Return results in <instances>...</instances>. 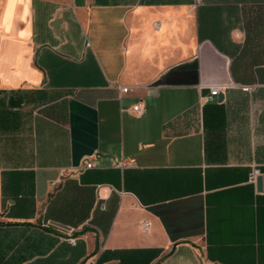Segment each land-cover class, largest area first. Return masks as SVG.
Instances as JSON below:
<instances>
[{
    "label": "crops",
    "instance_id": "0c3cea01",
    "mask_svg": "<svg viewBox=\"0 0 264 264\" xmlns=\"http://www.w3.org/2000/svg\"><path fill=\"white\" fill-rule=\"evenodd\" d=\"M0 264H264V0H0Z\"/></svg>",
    "mask_w": 264,
    "mask_h": 264
},
{
    "label": "built area",
    "instance_id": "2783aa9c",
    "mask_svg": "<svg viewBox=\"0 0 264 264\" xmlns=\"http://www.w3.org/2000/svg\"><path fill=\"white\" fill-rule=\"evenodd\" d=\"M201 3V0H193V4L194 5H199ZM240 89L242 91H248L249 90V87L247 86H241ZM120 90L121 92H126L127 91V87L125 86H122L120 87ZM219 91V88L218 87H211L208 91V93L206 95L203 96L204 100L205 101H209L213 98V96H215L217 94V92ZM131 110L133 111L134 114H140L142 112V108L141 106L139 105V103H134L132 106H131ZM91 161H85L83 163V167L84 168H90L91 167ZM113 166L114 167H122L124 166V162L122 160H119V161H116L113 163ZM258 173V170L256 168H252L251 171L249 172V175H248V179L249 181H253L254 180V176ZM53 184V183H51ZM147 224L146 223H143V227H146ZM69 243H73L74 240L73 238H69L68 239Z\"/></svg>",
    "mask_w": 264,
    "mask_h": 264
},
{
    "label": "water",
    "instance_id": "95a60500",
    "mask_svg": "<svg viewBox=\"0 0 264 264\" xmlns=\"http://www.w3.org/2000/svg\"><path fill=\"white\" fill-rule=\"evenodd\" d=\"M219 97H220V95H217V98H219ZM254 189L256 192H260L262 189V178H261L260 174H256L254 176ZM57 226H62V225H57ZM62 227H64V226H62Z\"/></svg>",
    "mask_w": 264,
    "mask_h": 264
}]
</instances>
